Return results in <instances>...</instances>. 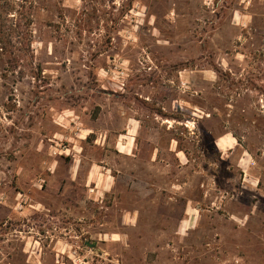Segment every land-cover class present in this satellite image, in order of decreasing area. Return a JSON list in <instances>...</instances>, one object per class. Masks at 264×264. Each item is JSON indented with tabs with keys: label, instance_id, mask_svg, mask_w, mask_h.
I'll use <instances>...</instances> for the list:
<instances>
[{
	"label": "rangeland",
	"instance_id": "1",
	"mask_svg": "<svg viewBox=\"0 0 264 264\" xmlns=\"http://www.w3.org/2000/svg\"><path fill=\"white\" fill-rule=\"evenodd\" d=\"M13 1L33 41L0 62V264H264V0ZM130 124L140 157L73 149L122 169L112 191L70 181L79 127Z\"/></svg>",
	"mask_w": 264,
	"mask_h": 264
},
{
	"label": "crops",
	"instance_id": "2",
	"mask_svg": "<svg viewBox=\"0 0 264 264\" xmlns=\"http://www.w3.org/2000/svg\"><path fill=\"white\" fill-rule=\"evenodd\" d=\"M130 122L132 121V118H129ZM81 131H76L73 136H70L69 139L74 138L75 140H72V142H69V146H66L67 151H71L72 155L71 159L73 158V161H71L72 165L70 167V181L73 182H80L81 180L84 181V185L89 188V191L92 192V195H95L96 197L100 198L102 194H107L108 192L112 191V189L115 187L116 180L118 177L116 175L121 174L123 171L121 168L117 169V174L112 172V169L108 165H104V157L109 152V147L112 146V154H116L117 156H122L126 158H136L140 157V151H137L139 148V140L137 139L138 131L140 130L133 124L127 125L122 131L116 130L112 131L111 128H105L102 130V132L99 134L100 138L102 137V140L100 142L99 136H96L97 131L93 127H79ZM131 132V134H130ZM114 135L113 138L111 136ZM92 139V146H94L97 149H101L106 154H102V157L99 159V161H93V159L90 161V165L88 168L83 167L82 165V158L81 154L77 157L75 153H73V149L78 146V144L84 149V143H87L89 140ZM148 144H150L149 147V153L144 155L143 159L145 160L146 164H154L159 161L160 158H164V155H162V147L159 143L151 142L150 140H147ZM215 148L220 151L223 157L226 155V152L233 153L234 150L240 148L242 144H240L239 140L236 138V136L231 132L227 131L224 134L218 135L216 137V141L214 143ZM222 145V148L219 146ZM169 153L174 154L177 157H180V154L183 153L188 158L187 154L183 149H181L179 141L177 138H171L168 145L166 146ZM243 147V146H242ZM225 148V149H224ZM221 149V150H220ZM245 148L242 149V152H244ZM226 151V152H225ZM70 152V153H71ZM245 152L250 156V153L245 150ZM79 154V153H78ZM245 155V153H243ZM242 155L239 157V165H241V161L244 163L246 168L251 167L250 157H245ZM107 156V155H106ZM70 159L69 157H67ZM245 168V167H244ZM243 168V169H244ZM111 171V172H110ZM138 180V179H136ZM132 181H135V179H132ZM176 184V183H174ZM88 190V189H87ZM191 202V203H190ZM187 208L190 205L192 210H194V213L198 211V206L195 205V201L188 199L187 201ZM186 210V215L183 220H185L188 225L190 224V227L194 225L197 221L196 214H188Z\"/></svg>",
	"mask_w": 264,
	"mask_h": 264
},
{
	"label": "trees",
	"instance_id": "3",
	"mask_svg": "<svg viewBox=\"0 0 264 264\" xmlns=\"http://www.w3.org/2000/svg\"><path fill=\"white\" fill-rule=\"evenodd\" d=\"M16 4L13 0H0V62L3 59L7 69L13 72L30 52L33 41L31 40L33 21L31 18L24 20L20 10L16 9ZM14 38L20 43L15 51ZM217 73L220 79L229 78L219 69Z\"/></svg>",
	"mask_w": 264,
	"mask_h": 264
},
{
	"label": "water",
	"instance_id": "4",
	"mask_svg": "<svg viewBox=\"0 0 264 264\" xmlns=\"http://www.w3.org/2000/svg\"><path fill=\"white\" fill-rule=\"evenodd\" d=\"M85 243L89 247H95L97 245V241L90 242L89 240H87Z\"/></svg>",
	"mask_w": 264,
	"mask_h": 264
}]
</instances>
